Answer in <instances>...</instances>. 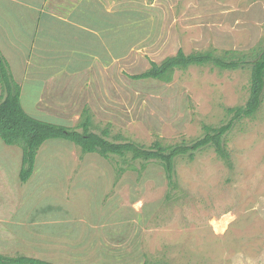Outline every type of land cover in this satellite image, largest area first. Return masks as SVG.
<instances>
[{"label": "rangeland", "instance_id": "374dc122", "mask_svg": "<svg viewBox=\"0 0 264 264\" xmlns=\"http://www.w3.org/2000/svg\"><path fill=\"white\" fill-rule=\"evenodd\" d=\"M44 1L36 9L60 11L61 19L37 13L36 55L56 61L60 72H81L25 79L8 58L23 87V107L39 120L81 130L88 111L94 132L107 129L118 142L190 144L204 136L205 126L228 124L230 110L250 98L247 66H191L168 83L132 77L180 50L254 59L264 45V0ZM61 21L87 29L70 30ZM37 83L40 91L30 88ZM225 142L231 165L204 147L193 160L178 159L172 188L156 162L104 159L65 140L47 141L22 183L23 150L0 138V220L13 221L0 223V248L7 256L37 259L51 232L71 226L67 230L82 239L77 251L98 262L113 250L86 249L101 241L86 233L98 225L104 235L121 232L118 264H264V96L252 118L234 121ZM56 219L71 223H52ZM61 239L59 233L55 244Z\"/></svg>", "mask_w": 264, "mask_h": 264}, {"label": "trees", "instance_id": "16d2710c", "mask_svg": "<svg viewBox=\"0 0 264 264\" xmlns=\"http://www.w3.org/2000/svg\"><path fill=\"white\" fill-rule=\"evenodd\" d=\"M228 57L215 55L213 52L194 53L186 55L180 50L175 56L168 57L161 64L153 63L152 67L133 76L134 80H154L165 83L172 81L175 71L187 69L191 66L212 64L220 69L236 70L250 67L251 88L250 98L244 107L231 109V121L220 127L205 126L204 136L193 143H178L164 145L155 141L146 147L132 141L118 142V137H111L109 130L101 133L94 132L90 113L87 111L85 120L79 124L81 130L70 128L43 120H39L24 109L21 101L22 86L11 73L8 60L0 51V138L8 146H20L23 150L22 169L20 179L27 183L32 177L37 155L41 147L50 140H65L78 146L84 154H98L104 159L113 156L121 158L122 162L142 161L156 162L165 171L169 184L175 188L176 164L178 159L193 160L195 153L204 147L212 146L217 154L231 165L225 136L231 131L234 121L240 118H252L263 103L264 96V45L254 59L245 60L227 52ZM231 54V56H230ZM120 172L125 169L118 168ZM0 264H52L36 258L18 255H0Z\"/></svg>", "mask_w": 264, "mask_h": 264}, {"label": "crops", "instance_id": "0c3cea01", "mask_svg": "<svg viewBox=\"0 0 264 264\" xmlns=\"http://www.w3.org/2000/svg\"><path fill=\"white\" fill-rule=\"evenodd\" d=\"M75 0H72V3ZM41 0H0V45L2 46V54L5 56V58L8 60L10 57L14 62L20 64V70L21 72L24 71V75L21 77L30 78V76L34 77L35 79H41L39 78V74H50L51 72H54V79L59 78L60 75L63 73H67L69 75L71 74H78L81 72L77 71V73H70L68 71L60 72L58 67H56V61L54 62H45V59L48 57H45V55H36L35 47H36V40H37V31L40 29L41 26V19H39L36 15L38 12L42 14L44 10V7L36 9L38 5H40ZM47 3L45 0L43 5ZM76 5H79L78 1L74 3ZM29 9L32 11L31 15L29 14ZM60 11H54L53 12H47L44 10V15H49L51 17H55L56 19H61L59 16ZM63 24H67L70 30H75V28L86 30L87 27L83 26L82 24H75L70 23L66 21H61ZM35 52L36 58H32L33 53ZM9 62V61H8ZM32 62L34 64L38 63V67H32ZM51 63V64H50ZM88 64V62H86ZM40 64V65H39ZM18 68V67H17ZM30 68V72H29ZM89 67L87 66L85 69L87 70ZM18 70V69H17ZM35 75H38V77H35ZM79 75V74H78ZM53 79V80H54ZM62 84V83H61ZM53 86H58V83H52ZM22 86V85H21ZM30 87V85H29ZM42 87V83H37V86H31L30 88L36 89L38 88L40 91ZM43 88V87H42ZM47 88V87H46ZM50 91H53V87H48ZM33 91V90H32ZM39 94V92H38ZM22 96H23V87H22ZM22 98V97H21ZM52 99V100H51ZM37 100V99H36ZM50 100L54 103L56 107H58V103L56 101V98L54 96H51ZM39 103L43 101V99L37 100ZM23 105V104H22ZM25 109V108H24ZM26 110V109H25ZM28 113V112H27ZM30 114V113H28ZM32 116V115H31ZM95 221V220H93ZM12 223L11 220H0V223ZM101 222L104 225L105 228V220H101ZM55 224L59 225L61 223H71L70 221H63L61 219H56L54 222ZM11 224V225H12ZM11 225L7 227H3L1 233H6L8 230H11ZM71 226H65L63 231H54L50 233L49 239L51 240L48 242V248L46 250L41 249V252H36L39 260L49 262L52 264H118L121 262V259H119L118 256H120V252L118 254H115L116 249H118L119 246L122 245L120 241V231H115L114 229H110L109 233L104 235V229L101 228L98 225L96 227L94 226V229L89 232H86L87 235L91 233H95V235L99 236L98 238H101L100 242H94L92 247L91 244H88L86 249H90L91 251L95 249H100L102 252L104 250V247L109 248V245H112L111 248L113 250H109L107 258H100L101 260L97 261H91L87 258L86 254H82L79 251H77V245L80 244L81 240L80 237H78L75 233L72 231H68L67 229H70ZM60 229V227H58ZM62 232V233H61ZM59 233L63 236V239H61L60 242L62 243H56L55 241L59 235ZM119 234L118 237L115 235ZM39 238H45L42 235L39 234ZM110 239H115V242H110ZM59 247H63V249H59ZM117 247V248H115ZM110 248V249H111ZM115 248V249H114ZM120 248V247H119ZM6 250L0 248V255H8L9 253H6ZM104 253V252H103ZM104 257V256H103ZM34 258V257H30Z\"/></svg>", "mask_w": 264, "mask_h": 264}]
</instances>
